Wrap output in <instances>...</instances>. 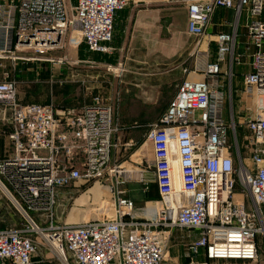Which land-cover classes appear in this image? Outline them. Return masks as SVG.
I'll return each instance as SVG.
<instances>
[{
  "label": "built area",
  "instance_id": "1",
  "mask_svg": "<svg viewBox=\"0 0 264 264\" xmlns=\"http://www.w3.org/2000/svg\"><path fill=\"white\" fill-rule=\"evenodd\" d=\"M171 1L185 6V30L197 38L190 53L193 67L187 70L197 76L179 82L164 112L145 134L153 152L150 172L159 195L156 212L143 219L130 217L134 201L118 188L113 192L112 211L103 218L55 223L54 207L61 190L79 180L105 182L124 170L112 161L118 147L112 106L99 95L80 107L20 104L16 82L5 79L0 81V103L11 113L3 131L10 148L0 157V188L26 223L0 227V264H30L38 243L60 253L63 264H171L157 230L160 225L196 232L184 249L185 264H260L264 239V0ZM128 2L75 0L69 12L67 0H0V53L10 52L13 44L17 47L23 41L41 51L48 43L60 45L69 30L79 29L87 51L107 54L112 49L117 12ZM219 8L231 9L234 16L227 23L229 30L216 34L212 57L200 48V41ZM239 26L244 27L243 52L235 54ZM244 54L250 58V70L243 75V91L259 96L246 122L249 163L225 121L226 81L232 76V65ZM46 61L78 63L66 57ZM137 175L146 193L143 171ZM237 178L250 205L245 198L233 197Z\"/></svg>",
  "mask_w": 264,
  "mask_h": 264
},
{
  "label": "rangeland",
  "instance_id": "2",
  "mask_svg": "<svg viewBox=\"0 0 264 264\" xmlns=\"http://www.w3.org/2000/svg\"><path fill=\"white\" fill-rule=\"evenodd\" d=\"M74 3L75 0H67L69 12H71L70 8ZM145 10H151L156 14L155 31H158V37L160 38L158 44L156 46L153 45V47L159 48L161 53V62L155 68L160 71L161 75L158 77L163 79L164 82L156 100L150 103L142 102L136 97L134 90H129L128 92L119 91L117 84H112L114 85L112 95H105L102 91L99 96L112 106L114 122L117 127L116 138L118 147L113 151L112 161L115 162L116 160L120 164L123 162L121 169L133 171L135 176H137L138 171H143L145 184L152 186L154 183L150 172L152 160H150L148 154L144 157L142 151H140L136 154L137 156L131 157L134 161H130L132 148L141 144L148 129L162 115L174 95L178 83L186 77L197 76L192 73L188 74L187 71L193 67L190 53L197 44V38L189 35L185 30L186 8L182 3L166 0L161 4L149 5ZM219 18H223L224 22L225 20L228 23L233 22V17L231 18L229 15H220ZM212 27L215 29V25ZM228 28L230 26L227 23L220 25V30H227ZM239 30L240 33L244 32V27L239 26ZM71 31L69 30L62 40L59 41L60 45L52 46L48 43L46 46L40 47L41 51L37 50L33 44L30 46L24 41L17 47H14L13 44L10 52L0 53V56L7 55L6 61L11 63L9 66L6 65L4 69H10V73L13 75L12 79L15 82L23 81L27 77L29 81H37L38 85L47 87L54 94L56 87L61 85L59 82L61 79L55 74L53 65L55 62H48L46 59L49 57L55 59L67 55L71 49L79 45L71 43L70 40L76 41L77 39L74 36L72 38L69 37ZM213 38L214 36L209 37V35L205 34L201 38L200 48L204 49L208 41L210 51H212L214 46ZM210 54L212 53L210 52ZM50 64L53 69H49ZM44 67H47V69L44 70ZM77 67L79 68L80 64ZM114 71L117 70L112 67L106 73L112 77L111 73ZM109 87L110 84H108ZM92 97L93 95L90 98L92 99ZM258 99L259 96L256 92L251 94L243 92L238 76L232 75L228 78L225 121L230 126L231 138L236 137L240 146L241 156L248 163L250 146L247 139L249 135L246 122L255 112ZM128 143L131 144L128 145ZM244 145H248V147L246 148ZM127 158L129 161H125ZM235 168L236 170L240 168V162L237 158L235 159ZM108 184L109 182L105 183L104 181L84 182L79 180L75 185L61 190L54 207L55 223L61 225L71 224L83 220L101 219L110 214L113 198L111 199L112 194L107 188L108 186H106ZM238 184L237 178V183L233 190L234 199L243 200L245 198L247 204L250 205L248 197H243L244 195H242ZM111 189L115 191L117 188ZM0 205L3 211L0 217V227H15L20 223H26V220L15 210L1 188ZM39 223H41V226L46 225L43 221H39ZM163 240L166 248L168 245L170 246L168 236H163ZM261 243L262 248L259 259L260 264H264V239ZM36 253L32 264H63L56 252L45 245L38 243ZM219 264H242V262L221 261Z\"/></svg>",
  "mask_w": 264,
  "mask_h": 264
},
{
  "label": "crops",
  "instance_id": "3",
  "mask_svg": "<svg viewBox=\"0 0 264 264\" xmlns=\"http://www.w3.org/2000/svg\"><path fill=\"white\" fill-rule=\"evenodd\" d=\"M165 1L131 0L125 8L118 11L114 23L113 37L110 42L112 49L107 54L87 51L85 44L81 41L79 29H72L69 37H76L79 45L75 46L67 55H63L62 57L76 60L78 63L75 65L67 63L53 64L55 74L61 79L59 81L61 85L56 87L54 94L52 90L38 85L36 83L37 81H29L27 77L23 81H17V101L20 104L30 102L51 104L55 109L80 107L89 103L88 101L92 95H100L102 91L105 95H112L114 86L112 84H117L119 91L123 90L124 92H128L129 90H134L136 97L142 102H154L164 82L163 79L158 77L161 75L160 71H157L155 68L161 62V53L159 48L153 47V45L156 46L158 44L160 38L158 37V31H155L156 14L151 10H145V8L149 5H157ZM224 14L229 15L231 18L234 16L231 9H217L205 31V34L209 35V37L214 36L212 39L214 43L213 50L210 51L208 41L204 47V50L212 53V57H214L216 51V34L221 31L220 25L228 23L226 20L224 22L223 18H219L220 15ZM213 25H215V29H213ZM243 42V32L240 33V30H238L235 54H241L243 52ZM6 57L8 56H0V81L5 79L14 80L12 79L13 75L10 73V69H4L6 65L9 66L11 64L6 61ZM249 59V56L244 54L240 58L239 63L232 65V75L238 76L242 90L243 75L250 70ZM79 64L80 69L77 67ZM112 67L117 71L112 72L111 75L113 76L111 77L106 72L110 71ZM46 69L47 67H44V70ZM49 69H53L51 64ZM62 82L64 83L62 84ZM108 84H110L109 88ZM226 84H228V79ZM10 114V110L0 103V157L5 155L10 148L9 141L3 134L4 129L8 126ZM140 151H142L144 157L148 154L150 160H153L152 146L146 139L141 144H138L137 147L132 148L129 160L134 161L131 157L137 156L136 154ZM129 160L127 158L125 161ZM119 180H121V183H117ZM108 182L111 184H108V188L112 194L111 199L115 197L113 192L115 193L116 191H113L111 188H119L125 196L134 201V207L130 213V217L143 219L154 215L159 205V195L155 183L152 186L147 184V192L145 193L143 192L144 184L139 181L138 175L135 176L133 171H128L127 169H124L119 174L110 176L105 181V183ZM1 212L3 211L0 205V217ZM157 230L160 231L162 237H169L170 246L168 245L166 248V256L171 263L185 264L187 259L184 257V249L189 242L190 236H194L196 232H191L176 226L167 228L161 225L157 227ZM35 255L32 257L30 264L34 262Z\"/></svg>",
  "mask_w": 264,
  "mask_h": 264
},
{
  "label": "bare ground",
  "instance_id": "4",
  "mask_svg": "<svg viewBox=\"0 0 264 264\" xmlns=\"http://www.w3.org/2000/svg\"><path fill=\"white\" fill-rule=\"evenodd\" d=\"M36 46H38V45L36 44ZM173 175H174V183H175L176 187H178L180 184V175H179V168H178V165L176 162L174 163V167H173ZM58 256L60 259L62 258L60 253L58 254Z\"/></svg>",
  "mask_w": 264,
  "mask_h": 264
},
{
  "label": "water",
  "instance_id": "5",
  "mask_svg": "<svg viewBox=\"0 0 264 264\" xmlns=\"http://www.w3.org/2000/svg\"><path fill=\"white\" fill-rule=\"evenodd\" d=\"M58 39H60V36L59 35L57 36V40ZM57 40L56 39L55 40H52V43H55ZM25 42H27V41H25Z\"/></svg>",
  "mask_w": 264,
  "mask_h": 264
}]
</instances>
